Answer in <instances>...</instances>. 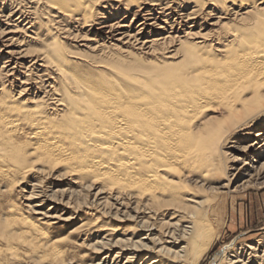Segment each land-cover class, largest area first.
<instances>
[{"label": "bare ground", "instance_id": "6f19581e", "mask_svg": "<svg viewBox=\"0 0 264 264\" xmlns=\"http://www.w3.org/2000/svg\"><path fill=\"white\" fill-rule=\"evenodd\" d=\"M245 173L264 0H0V264H199ZM211 264H264V231Z\"/></svg>", "mask_w": 264, "mask_h": 264}, {"label": "rangeland", "instance_id": "374dc122", "mask_svg": "<svg viewBox=\"0 0 264 264\" xmlns=\"http://www.w3.org/2000/svg\"><path fill=\"white\" fill-rule=\"evenodd\" d=\"M246 178L245 173L234 180L235 182L230 186L231 191L238 185L236 192H231L224 205L220 207L218 215L221 220L225 219L221 234L199 264H211L214 255L227 243L250 241L264 231V174L257 181L249 184L245 181ZM66 229L64 227L62 232ZM82 248L85 249L81 247L73 248V250L81 251ZM82 253L83 251L80 252V254ZM75 254L78 255L79 252ZM79 258L78 255L75 259L79 260ZM21 264L25 263L21 262Z\"/></svg>", "mask_w": 264, "mask_h": 264}]
</instances>
